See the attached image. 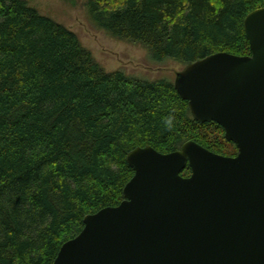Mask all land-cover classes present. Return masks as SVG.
<instances>
[{"label": "trees", "instance_id": "16d2710c", "mask_svg": "<svg viewBox=\"0 0 264 264\" xmlns=\"http://www.w3.org/2000/svg\"><path fill=\"white\" fill-rule=\"evenodd\" d=\"M84 1L112 36L184 65L220 51L250 54L244 19L264 5ZM187 140L237 150L217 122L193 118L172 80L107 71L65 24L27 0H0V264H53L86 215L122 202L135 173L130 151L169 153Z\"/></svg>", "mask_w": 264, "mask_h": 264}, {"label": "water", "instance_id": "95a60500", "mask_svg": "<svg viewBox=\"0 0 264 264\" xmlns=\"http://www.w3.org/2000/svg\"><path fill=\"white\" fill-rule=\"evenodd\" d=\"M244 29L250 54L212 53L174 82L193 118L221 125L238 155L195 140L169 153L136 147L122 202L86 215L53 264H264V5Z\"/></svg>", "mask_w": 264, "mask_h": 264}, {"label": "rangeland", "instance_id": "374dc122", "mask_svg": "<svg viewBox=\"0 0 264 264\" xmlns=\"http://www.w3.org/2000/svg\"><path fill=\"white\" fill-rule=\"evenodd\" d=\"M27 1L76 32L83 46L107 71L122 70L133 77L148 80L166 78L175 82L177 73L186 67L174 60L156 62L146 46L112 36L93 21L84 0ZM229 146L228 155L235 154L237 150Z\"/></svg>", "mask_w": 264, "mask_h": 264}, {"label": "flooded vegetation", "instance_id": "af4514ba", "mask_svg": "<svg viewBox=\"0 0 264 264\" xmlns=\"http://www.w3.org/2000/svg\"><path fill=\"white\" fill-rule=\"evenodd\" d=\"M227 140V139H226ZM235 144V143H234ZM236 145V144H235ZM237 147V146H236ZM238 148H237V152L235 153V154H233V155H228V154H222V155H225V156H236V155H238ZM191 174V173H190ZM189 174V175H190ZM189 175H186V176H189Z\"/></svg>", "mask_w": 264, "mask_h": 264}, {"label": "clouds", "instance_id": "9594fccd", "mask_svg": "<svg viewBox=\"0 0 264 264\" xmlns=\"http://www.w3.org/2000/svg\"><path fill=\"white\" fill-rule=\"evenodd\" d=\"M167 123L170 125V124H171V119H169V120L167 121Z\"/></svg>", "mask_w": 264, "mask_h": 264}]
</instances>
